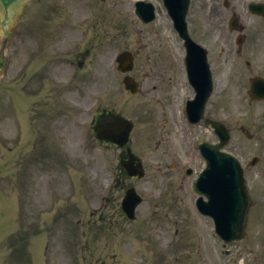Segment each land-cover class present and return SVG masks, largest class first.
Wrapping results in <instances>:
<instances>
[{"label": "rangeland", "instance_id": "1", "mask_svg": "<svg viewBox=\"0 0 264 264\" xmlns=\"http://www.w3.org/2000/svg\"><path fill=\"white\" fill-rule=\"evenodd\" d=\"M45 9V7H42L39 12ZM32 11L34 10H30L27 16L28 18L26 17L28 19V23L31 20ZM70 13L73 15L72 18H70ZM47 17L50 18L51 22L55 21V19L58 17H69L71 28H68L67 30H61V25L56 24V22H52L50 24L44 23ZM40 18L44 25L48 26L46 27L47 32H50L48 34L45 33L44 35V37H46L44 44L48 48H51L47 53V57L55 54L58 56L59 53H61V57L67 52V50H76V46L78 44H81V47L78 51H84L85 48L90 44V39L94 34L92 31H87L85 33V30L88 26H93L95 23L94 19L98 18V21L103 22L102 30H104L106 34H110L106 39L107 42H109V46L105 47L104 50H101L103 53L102 59L105 60L106 69H108L106 65L112 67L116 65L115 58L117 54L126 48L136 49L137 46H141V44L144 47L145 45L151 43V46L154 50L166 49L160 46V41L157 39V35H161L164 38L161 43L166 45L168 48L172 46L175 49L178 46L176 42V36L171 25L163 18L150 26H143L142 24L137 23V20L133 15L132 0H106L105 2H102L101 0H71L66 5V9L57 8L55 11L47 10L46 13L40 14ZM60 22H64V20ZM132 22H134V24ZM43 23L38 25V27H42ZM195 26L199 27V25ZM21 32L22 28L20 31L18 30L12 47V52L15 54L14 64L12 67V72L8 77L7 84L10 86L6 88L8 91L12 92L16 103H18L19 100V94L17 90V75L19 74L18 71L21 69L20 63L18 64V62H16L17 54L21 61L28 55V53L26 55L20 53V46L22 45L21 39L25 38L20 36ZM122 34H125V36H122ZM141 34H143L142 37ZM116 36H118L117 39H115ZM141 38L142 40L139 44L138 40ZM29 41L33 42L31 39H29ZM28 47L29 49H32L31 44H29ZM35 47L36 46H34V48ZM150 49V47H147L146 50H142V56H140L139 62L137 63L139 69L140 66H144L147 62V54L148 52L150 53ZM80 60L81 58L75 55L76 65H78ZM87 62L88 66L85 68V70L88 73L93 74L98 79L99 74H96L94 66L95 59L91 57L87 60ZM39 68V66L36 68V72ZM55 74L56 81L61 82L60 86H64V84H67L68 77L75 74V70L73 69L66 71L63 70L62 67H58ZM12 86L16 87V89L11 90ZM50 86L51 85H48V87ZM245 86L229 89L219 86L216 89L215 97L212 99L210 109L211 113H213V116L225 120L227 124H232L235 130V136L231 143L232 151L236 153L241 158V160L249 161L254 157L259 158L257 166L254 168L250 167L246 176L248 183L250 184V188L253 191L252 195L254 199L260 200V202L258 206L253 208L250 213L249 232L247 237L243 242L236 246H223L221 241L214 236L213 232L211 234L212 222L202 217L199 219V225L196 227L197 229L195 234L190 231L189 239L197 240L201 246L202 254L200 255V264H247L248 260H244L245 258L249 260L252 258V262L254 264L258 262L264 264V149L260 144L258 145L256 140L248 141L238 130V124L240 126L243 123H252L258 125V128L249 126L250 130L254 133H259L258 130L261 129V125L264 126V104L250 106L247 98L248 86ZM48 87L45 88L46 91L39 97L38 104L39 102L42 104V99L44 101H50L54 99L55 91H53L54 89ZM56 90L58 89L56 88ZM45 93L46 95L44 96ZM72 97H76V95ZM138 99L141 100L143 105L145 102L144 97L141 96ZM4 101H7V98L1 99L0 102L2 103ZM121 101H123V98H121ZM5 106V104L2 105V107L5 108V111L8 112L10 108ZM28 107L31 109L32 104L28 105ZM38 108H40V106H38ZM154 114L162 115V113H158L157 111H154ZM227 118L231 120H227ZM61 119L62 117L58 119L56 123V143L57 145H62L63 147L67 148L68 152L63 150L64 154L59 152L58 155L61 156V161H71L74 169H79L80 181L76 183L75 188L73 184L65 185L64 183L61 184L58 182L60 185V190L58 191L72 194L86 193L89 196L94 195L95 197L102 195L107 183L104 172L109 170L106 168V166L112 167L115 158L107 152H104L100 149H95L91 143L88 144L91 139L86 143H83L82 141L84 140V137L80 134L79 127H74L72 125L68 128L66 127L65 129V125L61 122ZM73 120H77L74 115H72V119L70 118L64 123L70 124ZM156 121L158 122L156 128H160L159 132H161V117L159 115L156 116ZM183 121L177 119L175 123L178 127H181L183 125ZM17 122L18 121H13L11 119H4L0 121V137L1 135H4L5 132H9L5 135L4 140L6 141V138H8V143L12 145H16V141L12 138H16ZM84 126L87 128L86 125ZM7 127H9V130H6ZM202 137H206V135L202 134ZM30 139L31 136L26 139V141ZM71 145L74 148L72 151L69 148ZM84 145L87 146L85 147ZM153 150L154 146L152 145L150 148L148 145V147H144V150H140V152L144 156L145 160L148 161L149 156L154 152ZM26 152L28 151L26 150ZM11 156V152H7L0 145V173H2L1 168L4 169L6 162L9 158H11ZM10 167L11 166H9V169ZM73 173L74 172H72V174ZM57 176L62 177L64 180V176L59 174V172ZM157 177L158 175L155 174L154 170H150L148 178L142 181L147 188V190L143 189L145 192H162L168 188L167 181L165 180L164 183H161L162 181H159ZM1 189L0 209L2 206L1 202L5 201L8 195L10 197L9 204H11V202L15 203V199L17 200V197L16 193L14 192L18 191L11 188L10 185L7 186V182H3ZM81 197L74 196L73 201H79ZM100 198L101 197L98 196L97 200H100ZM98 205L99 204L95 206ZM255 210L256 212L253 213ZM2 213L1 216H4L5 214ZM9 225L10 223L5 221V219L4 221H0V235L9 229ZM174 230L175 229L173 228L172 232L170 233H174ZM116 238H119V236H116ZM54 239L56 242L53 243L52 247L50 248L49 255H46L45 253V257H42V264H82L76 259L74 254V251L76 250V244L74 246L71 241L69 245L66 244V240H63V235L61 232L57 233ZM28 243L30 251L31 247L36 248L33 237H31L30 242ZM136 243L138 242L136 241ZM42 245V248H44L45 239L42 240ZM70 249L72 251H69ZM252 251L257 253L253 255L249 254V252ZM238 254L241 256L239 257ZM254 257H256V259H253ZM23 260H26V258H23Z\"/></svg>", "mask_w": 264, "mask_h": 264}, {"label": "water", "instance_id": "2", "mask_svg": "<svg viewBox=\"0 0 264 264\" xmlns=\"http://www.w3.org/2000/svg\"><path fill=\"white\" fill-rule=\"evenodd\" d=\"M23 0H19V2H22ZM6 2H4L3 4L5 5ZM16 4L14 3H9L7 4V8H5L3 10V15L1 17V22L4 23V24H7L5 25L2 29H4V33L5 34H9V29L11 28V26L13 25V21H9L8 20V17H10L13 13L17 12V10L19 9L18 6H15ZM6 7V6H5ZM241 177V176H240ZM240 180V179H239ZM239 185H240V190L243 194V197H244V204H245V208H244V212L242 214V217H241V221L239 223V230H236L235 228H233L232 230V236L235 237L242 229L243 227V223H244V214H245V211H246V208H247V204H248V201H247V198L244 194V191H243V186H242V180L239 181ZM240 216H237V219L239 218ZM235 227V226H234Z\"/></svg>", "mask_w": 264, "mask_h": 264}, {"label": "flooded vegetation", "instance_id": "3", "mask_svg": "<svg viewBox=\"0 0 264 264\" xmlns=\"http://www.w3.org/2000/svg\"><path fill=\"white\" fill-rule=\"evenodd\" d=\"M114 117L112 115H103L102 118L100 119V125L102 127H106L109 124H111V120H113Z\"/></svg>", "mask_w": 264, "mask_h": 264}]
</instances>
